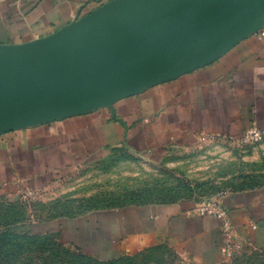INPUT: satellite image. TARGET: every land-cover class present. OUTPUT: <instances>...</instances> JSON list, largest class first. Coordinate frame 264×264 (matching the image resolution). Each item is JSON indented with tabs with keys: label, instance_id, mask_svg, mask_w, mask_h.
<instances>
[{
	"label": "crops",
	"instance_id": "crops-1",
	"mask_svg": "<svg viewBox=\"0 0 264 264\" xmlns=\"http://www.w3.org/2000/svg\"><path fill=\"white\" fill-rule=\"evenodd\" d=\"M132 1L2 0L0 45L36 42L73 21L91 14L99 18ZM120 42L88 51L96 54ZM208 44L202 40L177 58ZM151 49L149 45L137 52ZM166 65L160 61L152 68ZM250 126L264 128V21L211 62L167 81L137 88L97 108L40 115L0 131V195L42 190L118 146L152 154L187 143L201 132L241 137ZM223 201L236 233L235 252L264 251V188L228 192ZM197 203L184 199L98 209L42 220L33 232L55 233L63 245L102 260L166 244L195 264H217L224 258L219 222L195 213Z\"/></svg>",
	"mask_w": 264,
	"mask_h": 264
},
{
	"label": "water",
	"instance_id": "water-1",
	"mask_svg": "<svg viewBox=\"0 0 264 264\" xmlns=\"http://www.w3.org/2000/svg\"><path fill=\"white\" fill-rule=\"evenodd\" d=\"M263 21L264 0H134L39 41L0 45V131L40 115L97 108L167 81L211 62ZM202 40L208 46L177 58ZM115 41L121 42L109 50L88 51ZM160 61L168 65L152 68Z\"/></svg>",
	"mask_w": 264,
	"mask_h": 264
},
{
	"label": "rangeland",
	"instance_id": "rangeland-1",
	"mask_svg": "<svg viewBox=\"0 0 264 264\" xmlns=\"http://www.w3.org/2000/svg\"><path fill=\"white\" fill-rule=\"evenodd\" d=\"M253 188H264V136L248 142L201 132L187 143L152 154L118 146L42 190L1 194L0 232L23 234L30 228L34 231L36 223L41 225L39 220L96 209L184 199L201 202L219 192ZM47 255L55 262L54 254ZM62 255L75 259L68 253ZM117 258L122 259L120 264H195L166 244ZM217 264H264V251L236 253Z\"/></svg>",
	"mask_w": 264,
	"mask_h": 264
},
{
	"label": "trees",
	"instance_id": "trees-1",
	"mask_svg": "<svg viewBox=\"0 0 264 264\" xmlns=\"http://www.w3.org/2000/svg\"><path fill=\"white\" fill-rule=\"evenodd\" d=\"M66 216L67 218L74 217L73 215ZM29 230L30 232L23 234L0 232V264H120L122 262L121 258L120 260L119 258L99 260L76 248L65 246L55 233H34L31 228ZM48 252L55 255V262L50 255H47ZM64 253L75 256V259L64 258L62 255Z\"/></svg>",
	"mask_w": 264,
	"mask_h": 264
},
{
	"label": "built area",
	"instance_id": "built-area-1",
	"mask_svg": "<svg viewBox=\"0 0 264 264\" xmlns=\"http://www.w3.org/2000/svg\"><path fill=\"white\" fill-rule=\"evenodd\" d=\"M1 1L2 0H0V2ZM263 136L264 128L250 126L243 132L241 140L254 142L259 141ZM227 194L228 192H219L215 196L198 202L193 208L194 212L197 214L210 215L218 220L223 236L222 254L225 259L235 255V249L237 248L236 233L230 221L228 209L223 201Z\"/></svg>",
	"mask_w": 264,
	"mask_h": 264
}]
</instances>
